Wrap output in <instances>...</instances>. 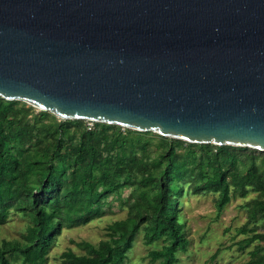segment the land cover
I'll list each match as a JSON object with an SVG mask.
<instances>
[{"label": "water", "instance_id": "water-1", "mask_svg": "<svg viewBox=\"0 0 264 264\" xmlns=\"http://www.w3.org/2000/svg\"><path fill=\"white\" fill-rule=\"evenodd\" d=\"M0 98L264 152V0H0Z\"/></svg>", "mask_w": 264, "mask_h": 264}, {"label": "trees", "instance_id": "trees-1", "mask_svg": "<svg viewBox=\"0 0 264 264\" xmlns=\"http://www.w3.org/2000/svg\"><path fill=\"white\" fill-rule=\"evenodd\" d=\"M92 125L0 98V226L14 217L24 223L19 239L1 241L0 264H47L63 229L99 219L113 200L128 210L107 226L110 242H72L83 254L67 249L60 264H126L142 225L147 245L162 242L151 262L174 264L186 249L179 204L190 192L216 193L219 209L255 193L237 246L249 248L246 264H264V152Z\"/></svg>", "mask_w": 264, "mask_h": 264}, {"label": "rangeland", "instance_id": "rangeland-1", "mask_svg": "<svg viewBox=\"0 0 264 264\" xmlns=\"http://www.w3.org/2000/svg\"><path fill=\"white\" fill-rule=\"evenodd\" d=\"M38 111L40 110L35 109V112ZM90 129H93V125ZM128 193V189L124 190L121 200L125 199ZM254 196L253 192L246 197L232 196L224 207L219 209L216 193H184L180 198L179 216L184 221L183 235L187 244L185 251L179 250L176 254L177 262L174 264H246L249 260V248L241 251L237 242L246 238L245 234L240 233L241 227L247 222L244 205ZM127 210L126 206H121L118 201L113 200L109 211L99 219L63 229L49 251L47 264H60L59 255L67 249L83 254L72 242L86 241L99 247L106 245L110 242L107 226L125 219ZM23 226V221L17 217L0 226V244L2 240L19 239ZM251 226L252 223L248 225ZM143 227L142 225L139 229L128 252L126 264H154L151 262L150 252L160 249L162 242L157 240L147 245L143 237ZM263 231L264 227L260 229V232Z\"/></svg>", "mask_w": 264, "mask_h": 264}, {"label": "built area", "instance_id": "built-area-1", "mask_svg": "<svg viewBox=\"0 0 264 264\" xmlns=\"http://www.w3.org/2000/svg\"><path fill=\"white\" fill-rule=\"evenodd\" d=\"M92 124H93V122H91V121H86V126H87L88 129L91 128Z\"/></svg>", "mask_w": 264, "mask_h": 264}]
</instances>
